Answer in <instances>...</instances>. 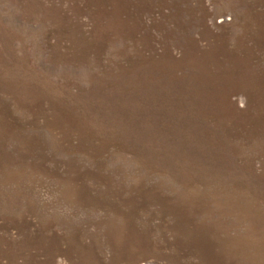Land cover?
<instances>
[{
	"label": "rangeland",
	"instance_id": "rangeland-1",
	"mask_svg": "<svg viewBox=\"0 0 264 264\" xmlns=\"http://www.w3.org/2000/svg\"><path fill=\"white\" fill-rule=\"evenodd\" d=\"M0 264H264V0H0Z\"/></svg>",
	"mask_w": 264,
	"mask_h": 264
}]
</instances>
